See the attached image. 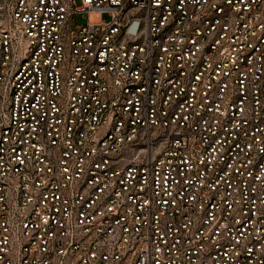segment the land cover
Here are the masks:
<instances>
[{
  "label": "built area",
  "instance_id": "obj_1",
  "mask_svg": "<svg viewBox=\"0 0 264 264\" xmlns=\"http://www.w3.org/2000/svg\"><path fill=\"white\" fill-rule=\"evenodd\" d=\"M0 264H264V0H0Z\"/></svg>",
  "mask_w": 264,
  "mask_h": 264
},
{
  "label": "rangeland",
  "instance_id": "obj_2",
  "mask_svg": "<svg viewBox=\"0 0 264 264\" xmlns=\"http://www.w3.org/2000/svg\"><path fill=\"white\" fill-rule=\"evenodd\" d=\"M102 19L107 20L108 16L105 14L100 15L98 13H90L88 16L87 14H83V16L81 14L77 15V20L81 23H85L87 20L89 22L95 23V22H99Z\"/></svg>",
  "mask_w": 264,
  "mask_h": 264
}]
</instances>
